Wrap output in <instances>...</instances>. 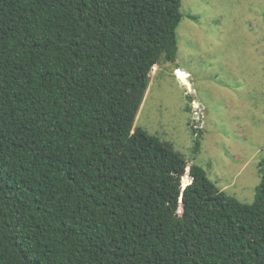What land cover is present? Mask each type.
<instances>
[{
  "label": "trees",
  "instance_id": "16d2710c",
  "mask_svg": "<svg viewBox=\"0 0 264 264\" xmlns=\"http://www.w3.org/2000/svg\"><path fill=\"white\" fill-rule=\"evenodd\" d=\"M181 4L0 0V264H264V160L247 205L133 128Z\"/></svg>",
  "mask_w": 264,
  "mask_h": 264
},
{
  "label": "rangeland",
  "instance_id": "374dc122",
  "mask_svg": "<svg viewBox=\"0 0 264 264\" xmlns=\"http://www.w3.org/2000/svg\"><path fill=\"white\" fill-rule=\"evenodd\" d=\"M180 12L177 58L152 68L133 128L185 158L182 184L200 166L221 191L250 205L264 160V0H182ZM177 68L189 73L188 87Z\"/></svg>",
  "mask_w": 264,
  "mask_h": 264
},
{
  "label": "water",
  "instance_id": "95a60500",
  "mask_svg": "<svg viewBox=\"0 0 264 264\" xmlns=\"http://www.w3.org/2000/svg\"><path fill=\"white\" fill-rule=\"evenodd\" d=\"M189 90H190V89H189ZM195 105H197V103H195ZM189 172H190V168H189V170H188V173H189ZM182 178H183V179H185V178L188 179V177H187L186 175H183ZM191 181H192V179H190V181L187 182V183H183V187H185L186 185H188Z\"/></svg>",
  "mask_w": 264,
  "mask_h": 264
}]
</instances>
